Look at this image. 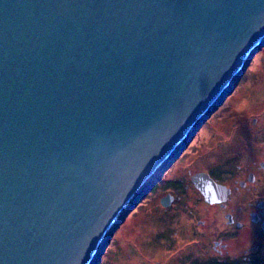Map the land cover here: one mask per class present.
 Returning <instances> with one entry per match:
<instances>
[{"label": "water", "instance_id": "obj_1", "mask_svg": "<svg viewBox=\"0 0 264 264\" xmlns=\"http://www.w3.org/2000/svg\"><path fill=\"white\" fill-rule=\"evenodd\" d=\"M263 44L264 0H0V264H92Z\"/></svg>", "mask_w": 264, "mask_h": 264}, {"label": "flooded vegetation", "instance_id": "obj_2", "mask_svg": "<svg viewBox=\"0 0 264 264\" xmlns=\"http://www.w3.org/2000/svg\"><path fill=\"white\" fill-rule=\"evenodd\" d=\"M193 134L130 241L155 264H264V44Z\"/></svg>", "mask_w": 264, "mask_h": 264}, {"label": "rangeland", "instance_id": "obj_3", "mask_svg": "<svg viewBox=\"0 0 264 264\" xmlns=\"http://www.w3.org/2000/svg\"><path fill=\"white\" fill-rule=\"evenodd\" d=\"M191 136V139L189 138L187 141H185L182 149L178 151L176 157L172 159L174 162L170 163V165L168 164L166 168L157 175L158 178L155 180V182L147 189L143 196L127 212L120 223L116 226L115 230L109 236L108 241L103 247L101 253L96 257L95 264H155L154 261L150 262L148 258V247L146 244H138V242L133 243V241H130V235L132 233H136V230H131V226L138 221L137 217L140 215V211L146 205L150 195H152L156 190L161 189L159 184L165 177L169 175V173L173 171L177 164H179V160L184 162L190 156L192 157L194 149L193 145L195 141L194 134ZM138 233L139 231L136 233V235H138Z\"/></svg>", "mask_w": 264, "mask_h": 264}, {"label": "bare ground", "instance_id": "obj_4", "mask_svg": "<svg viewBox=\"0 0 264 264\" xmlns=\"http://www.w3.org/2000/svg\"><path fill=\"white\" fill-rule=\"evenodd\" d=\"M209 113H210V112H209ZM111 232H112V231H110V232L108 233V235L106 236V238H105V240L103 241V244H102V246H101V248H100V250H99V253L96 255V257L99 256L100 251L103 249V247H104V245H105L107 239L109 238ZM96 257H95L93 263L96 261ZM93 263H92V264H93Z\"/></svg>", "mask_w": 264, "mask_h": 264}]
</instances>
